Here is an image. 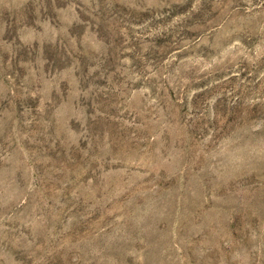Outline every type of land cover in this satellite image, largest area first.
<instances>
[{
	"label": "rangeland",
	"instance_id": "obj_1",
	"mask_svg": "<svg viewBox=\"0 0 264 264\" xmlns=\"http://www.w3.org/2000/svg\"><path fill=\"white\" fill-rule=\"evenodd\" d=\"M0 264H264V0H0Z\"/></svg>",
	"mask_w": 264,
	"mask_h": 264
}]
</instances>
